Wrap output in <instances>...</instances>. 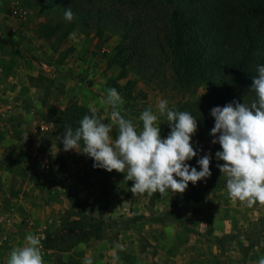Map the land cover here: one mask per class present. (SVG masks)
<instances>
[{
    "label": "rangeland",
    "instance_id": "1",
    "mask_svg": "<svg viewBox=\"0 0 264 264\" xmlns=\"http://www.w3.org/2000/svg\"><path fill=\"white\" fill-rule=\"evenodd\" d=\"M78 2L88 4L93 8L99 5L113 6L112 8L116 7V9L125 12L129 18L142 19V15H144L139 8L136 9L135 5H128L127 0H78ZM56 3L58 2L55 0H0V37L9 43L0 42V47L7 49V53L4 54L10 57L14 52L16 59L22 65L27 63V69L30 71L33 70L39 60L46 61L53 66L73 63V58L79 56V52L73 54L76 47L60 42L67 36L77 35L80 32L88 36L89 47L92 48H88V51L81 54H84L86 60L89 59L90 62L114 65L117 77L120 75L122 79H120V84L119 82L117 85L113 83L111 87L120 90L128 99V104L135 106L132 108L133 112L130 111L134 116L140 117L141 113L148 108L153 110L157 115L156 124L161 129L162 139L167 137L170 128L166 113L161 114L158 109L161 100L168 101V109L191 113L200 121H197L198 128L191 140L194 150H198L199 154L186 163L191 167H196L199 171L197 159L206 153H211L210 171L212 173L210 178L198 181L195 186L190 182V193L195 196H192L191 202L198 198L197 194L202 193L201 191L207 193L220 190L222 192V197L218 198L221 208L216 211V206L213 205L211 207L213 209L207 212V218L212 220V226H209L208 231L203 236L210 246H214L217 254L222 252L223 264H258L261 259L259 254H264V205L257 202L249 208L246 204H242L238 200L234 201L229 197L226 188L227 178L216 167L217 163H224L217 161L215 157V153L222 149L218 143H211L214 137L210 135V132L215 121L210 115V110L213 107H223L230 103L228 101L222 102L220 98L223 83L199 79L184 81L183 77L177 79L173 74L176 66L175 53L168 48L162 51L153 32L148 37L147 42L144 43L146 57L141 59L139 55L131 54L129 38L125 35L124 29L118 28L110 21L105 26L103 23L99 26L93 19L85 16H74V19L69 22L64 18L65 12ZM16 5L27 9V20L11 18V9ZM26 30L27 52L24 44L19 48V45L26 38L21 34ZM20 36L22 38H19ZM37 37L42 38L43 46H41L42 44H33ZM14 45L17 46L16 49H13L12 46ZM140 45L143 44L140 43ZM55 47H57V51ZM11 49L13 50L12 53L9 52ZM40 71L41 76L38 75L36 78L39 79L38 81L42 86L47 87L48 81L44 78V70ZM42 102L45 103L46 99L44 98ZM73 103L75 101L72 100L68 105ZM6 104H8L7 101ZM19 106L21 110L19 118H23L22 124H29L27 118L29 103L24 100L20 102ZM60 113L56 107L48 105V112L42 114L55 122L57 130L55 129L53 134H39L37 131H33L29 124L26 131L30 129L31 133L27 134V138L19 140L20 152L11 151V148H8V152L5 150L7 155L10 153L13 155L15 152V156H19L18 159L21 158L22 160L20 159L18 164L0 167V173L4 175L13 173V176H9V178L0 174V187L10 189L12 192L15 187L18 192L25 189L26 199L17 208L19 218L16 220L13 215V224L16 226L12 229L8 228L7 234L0 239V264H7L12 249L25 245L27 235L37 236L41 231L45 234L44 239H40L45 264H85L86 257L90 258L93 264H158V261H153V258L151 261L148 257L159 252L164 256L165 253L162 251L173 252V247L178 245V242L174 245L173 243H166L162 246L152 245L146 238L138 240V242L134 231L139 229L137 228L138 225L145 224L148 226L150 223L146 221L147 219L155 221L157 218L170 219L171 216H175V212L179 210V208L175 210L174 206L177 198L173 200V196L166 195L163 197V203L170 204L171 207L168 211L162 212V215H159L158 212H151L146 216L138 214L129 216L126 210L119 213L116 211L117 213L114 214L106 212L107 204L100 202L101 196L108 195V189L114 190L116 188L113 184H101L100 182H97L96 187H91L92 184H96V181H93L92 184L89 182L90 174H96L103 169L93 168V165H89L90 171L77 176L78 182H74L72 179L69 180L70 182L65 181L60 174L57 165L67 168L65 161L61 158L65 155L63 154L65 153L64 150L55 146L61 144L59 137L66 130L63 128V131H60L58 128V125H62L61 119H59L61 118L59 117ZM137 119L136 121L142 123ZM70 127L74 128L73 126ZM0 132V137L5 140L10 138L12 140L14 136V134H8L10 136L8 137L3 128H0ZM45 158H48L52 164V170L49 173L40 168L41 162ZM27 179L38 184L39 195L45 194L43 198L47 199L48 208H57L62 202L68 204V199H65L64 196L68 194L69 197L75 198V202L81 208L85 209L84 204L87 202L82 203L81 200L87 198L88 194H95L97 188L96 193L99 200L95 206L97 212L89 211L87 213L84 210V214L78 220H66V218L62 225H56L53 229H44L39 222L34 223L27 220ZM67 182H69L70 187L75 186L74 189L69 188L71 193L62 188V183L65 185ZM41 189L45 191L43 192ZM72 193L76 196H72ZM128 195L126 196L131 197L130 194ZM127 199L131 201L130 198ZM180 199L177 202L183 204L184 199ZM14 201V203L18 202L15 198ZM185 202H187L186 199ZM121 203L124 207L127 206L123 200ZM10 210L12 211V209ZM126 230L129 232L127 238L121 236V234L126 233ZM81 241L83 242L79 244ZM75 246L80 252L77 254L67 253ZM179 246L181 250L183 246L180 243ZM160 263L163 264L162 261Z\"/></svg>",
    "mask_w": 264,
    "mask_h": 264
},
{
    "label": "crops",
    "instance_id": "2",
    "mask_svg": "<svg viewBox=\"0 0 264 264\" xmlns=\"http://www.w3.org/2000/svg\"><path fill=\"white\" fill-rule=\"evenodd\" d=\"M11 18L13 19V17ZM24 19L27 20V15ZM22 35L24 37L26 36V38L24 42L19 45V48L24 44L27 52V30L21 34V36ZM21 36L19 38H22ZM41 39L42 38L37 37L35 39L37 42L35 41L33 44H42L41 46H43V41ZM88 40V36L80 32L77 35L67 36L60 43L63 44L65 42L69 46L72 45L76 47L73 54L79 52V56L73 58V63L69 62L67 64L64 63L62 65L53 66V64H48L46 61L39 60L31 71L27 69V63L22 65L16 59L12 49L9 50V52H13V54L9 57L4 54L7 53V49L5 50V48L0 47V128L6 130L8 137H10L8 134H14L12 140L11 138L5 140L3 137H0V167L14 163L18 164L21 158L18 159L19 156L16 155V157L15 152H20L21 145L19 140H21V138H27V134L31 133L30 129L26 131L29 124L34 131L36 121L39 117L48 118L42 115L43 112H48V105H52L56 107L59 112H63L68 103L73 100L75 103L85 105L91 110L95 109L97 115L104 123L107 124L110 122V113L112 109L111 105L106 102L107 89L112 88L111 84L113 83L117 85L119 82L120 84V79H122V77L120 75L117 77V71L113 64L105 65L104 63L99 64L90 62L89 59L86 60L84 54L82 55L81 53L88 51V48L92 49L89 47ZM56 44H58V42H56ZM12 47H14L13 49L17 48L16 45ZM56 48L57 47H55V49ZM40 70H44V78L48 81L47 87L42 86L38 81L39 79L36 78L38 75L41 76ZM117 91L124 100V104L120 106L121 115L126 119H131L133 123L138 126V130H141L142 123L136 121V118L139 119V117L130 113V111L133 112L132 108L135 106L129 105L125 95L122 94L120 90L117 89ZM44 98L46 99L45 103L42 102ZM24 100H27L29 103L27 112L29 124H22L21 120L23 118H19V114L21 113L19 104ZM6 101L8 104H6ZM2 119L4 121L3 123ZM24 129L25 131H23ZM110 135L115 139L118 135V131L114 128ZM52 145L54 146L55 144ZM55 146L63 150L62 143L56 144ZM8 148H11V151H15L13 155L10 153L13 157L5 153V150L7 152L9 151ZM63 154L65 155L61 158L65 161L67 169L70 170L71 174L73 173L71 179L74 182H78L79 179L77 176L89 172V165H93L91 158L83 154H78L75 150H69ZM0 174L4 175L3 173ZM4 176H8L9 178V176H13V173H6ZM124 177V173H117L115 170L109 173L104 169L96 174H90L89 182L92 184L93 181H96V184H92L91 187H96V185H98L97 182H100L101 184H113V186L118 189H108L109 194L101 196L100 202L107 204L105 210L109 214L117 213L116 211H118V213L125 212L126 210L129 216H134L135 214L146 216L151 212H158L160 215L162 212L168 211L171 207L170 204L163 203L164 196H173V200L176 198L177 200L179 198H181L180 200L184 199L183 204L182 202L179 204L177 200L176 202L178 204L176 202L174 203L175 210L179 208V210L175 212V216H171L170 219L157 218L155 221L147 219L146 221L150 223L148 226L145 224L138 225L137 228L139 229L134 231L137 241L146 238L152 245L162 246L166 243H173L174 245V243L178 242V245H174L173 252L162 251L165 253L164 256L159 252L155 255H150L148 257L149 260L152 261L153 258V261H158V264H161V261L163 264H165V261H167V264H214V261L215 264H223L222 252L217 254V250H214V246L211 245V247L209 242L206 241L205 236H203V234L208 231L209 226H212V220H208L207 212L213 209H211L213 205L216 206V211L221 208L218 203V198L222 197V192H220V190L207 193L201 191L202 193L199 192V194H197L198 198L193 202H191V199L195 196L190 193V182L184 193H173L169 190L163 195L157 192L153 193L151 196L147 193L133 196L130 191L133 182L124 180ZM69 182L65 183V185L62 183V188L68 193H71L72 191H69V188L74 189L75 186L72 185L70 187L68 185ZM97 190L96 188L95 194H88L87 198L81 200L82 203L87 202L84 204L85 209L81 208L76 202H73L72 199L75 198L69 197L70 195L68 194V196L64 195L65 199H68V204H63L62 202L57 208H48L47 199L43 198L45 194H42L43 196L39 195L40 188L38 184L27 179V220L34 223L39 222L40 226L44 227V229H53L56 225H62L66 218V220L80 219L85 212L84 210H86L87 213L89 211L92 213L97 212L95 209L99 201L96 193ZM24 194L25 189L18 192V189L15 187L12 192L10 189L8 190L0 187V239L7 234L6 230H8V228L12 229V227L16 226L13 224V215L16 217V220L19 218L17 208L24 199H26ZM128 194H130L131 197H128ZM72 196L76 195L72 193ZM14 198L19 203H14ZM127 198H130L131 201H128ZM185 199L187 202H185ZM121 200L127 203L126 207L122 205ZM3 209L5 210L4 212ZM10 209H12L13 213ZM198 217L199 219H196ZM127 231L128 230H126L124 235L121 234V236L127 238V234L129 233ZM201 232L203 233L201 234ZM82 242L83 241L79 242V244ZM179 243L183 246L181 250ZM68 252L70 254H77L80 251H78L75 246L70 251H67V253ZM259 257H264V254H259Z\"/></svg>",
    "mask_w": 264,
    "mask_h": 264
},
{
    "label": "clouds",
    "instance_id": "3",
    "mask_svg": "<svg viewBox=\"0 0 264 264\" xmlns=\"http://www.w3.org/2000/svg\"><path fill=\"white\" fill-rule=\"evenodd\" d=\"M64 18L69 22L74 19L70 8L65 10ZM256 71L251 85L256 99L251 104L233 100L210 110L215 121L211 143L220 145L222 150L215 157L224 162L216 167L227 178L229 197L249 208L257 202L264 205V65H257ZM106 102L112 109L110 122L104 123L93 109L75 130L68 127L59 137L65 152L75 150L91 158L93 168L124 173V180L133 182V196L157 192L163 195L169 190L184 193L189 182L195 186L211 177V153L197 159L199 171L186 163L199 154L191 143L198 128L191 113L168 109V101L161 100L158 109L166 113L170 128L162 139L157 115L151 108L141 113L142 129L138 130L131 119L121 115L124 100L116 88L107 89ZM114 128L118 131L115 139L110 135ZM25 240L24 246L11 250L7 264H45L40 238L29 234ZM85 264L93 261L86 257ZM258 264H264V257Z\"/></svg>",
    "mask_w": 264,
    "mask_h": 264
},
{
    "label": "trees",
    "instance_id": "4",
    "mask_svg": "<svg viewBox=\"0 0 264 264\" xmlns=\"http://www.w3.org/2000/svg\"><path fill=\"white\" fill-rule=\"evenodd\" d=\"M55 1L63 12L70 8L74 16L93 19L99 26L110 21L124 29L131 54L141 59L146 57L144 43L153 32L162 51L168 48L176 55L175 77L223 83L222 102L251 104L256 99L251 85L256 66L264 65V0H127L143 12L142 19L129 18L113 6ZM0 42L9 44L1 37ZM91 114L85 105H68L59 115V130L68 126L75 130Z\"/></svg>",
    "mask_w": 264,
    "mask_h": 264
},
{
    "label": "built area",
    "instance_id": "5",
    "mask_svg": "<svg viewBox=\"0 0 264 264\" xmlns=\"http://www.w3.org/2000/svg\"><path fill=\"white\" fill-rule=\"evenodd\" d=\"M27 15V11L24 7L20 5L13 6L11 9V17L17 18V19H24ZM35 131H37L39 134L42 135H51L54 133L56 129V124L52 119L39 117L35 124ZM41 169L44 172L49 173L52 170V164L49 161L48 158H45L40 165ZM57 167L60 169V174L65 181H69L72 178V174L69 169L60 167V165H57ZM44 232H39L37 234V237L40 239H44Z\"/></svg>",
    "mask_w": 264,
    "mask_h": 264
}]
</instances>
